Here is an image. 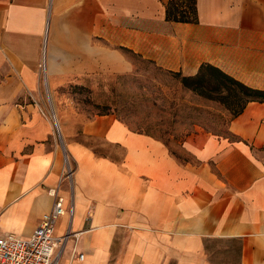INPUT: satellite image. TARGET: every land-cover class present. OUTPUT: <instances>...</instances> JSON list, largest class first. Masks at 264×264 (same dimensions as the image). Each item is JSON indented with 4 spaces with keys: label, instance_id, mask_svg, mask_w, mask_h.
<instances>
[{
    "label": "crops",
    "instance_id": "crops-1",
    "mask_svg": "<svg viewBox=\"0 0 264 264\" xmlns=\"http://www.w3.org/2000/svg\"><path fill=\"white\" fill-rule=\"evenodd\" d=\"M168 1L0 0V234L30 237L56 188L58 264H264V102L226 134L167 139L108 115L71 130L62 116L56 138L47 85L127 73L130 54L264 90V0H195L193 22L166 20Z\"/></svg>",
    "mask_w": 264,
    "mask_h": 264
},
{
    "label": "rangeland",
    "instance_id": "rangeland-1",
    "mask_svg": "<svg viewBox=\"0 0 264 264\" xmlns=\"http://www.w3.org/2000/svg\"><path fill=\"white\" fill-rule=\"evenodd\" d=\"M174 6L183 14L192 10L193 3L174 0ZM129 56L134 67L127 73L101 72L82 80L76 76L57 79L54 90L47 85L43 100L59 142L63 140L62 116L71 130L96 116L108 115L128 122L134 129L167 139L171 135L179 139L194 131L227 133L230 113L224 106L182 90L174 72L164 71L139 55ZM43 81L46 84L45 76ZM92 145L108 150L101 144Z\"/></svg>",
    "mask_w": 264,
    "mask_h": 264
},
{
    "label": "built area",
    "instance_id": "built-area-1",
    "mask_svg": "<svg viewBox=\"0 0 264 264\" xmlns=\"http://www.w3.org/2000/svg\"><path fill=\"white\" fill-rule=\"evenodd\" d=\"M44 68V67H43ZM64 180L72 181L73 169L68 162L64 168ZM54 198L52 208L39 220L34 232L28 238L14 233L0 234V264H58L63 245L68 234L54 235V228L59 217L66 214L64 198L57 194V189H49ZM72 214V207L68 210ZM79 260L83 254H77Z\"/></svg>",
    "mask_w": 264,
    "mask_h": 264
},
{
    "label": "trees",
    "instance_id": "trees-1",
    "mask_svg": "<svg viewBox=\"0 0 264 264\" xmlns=\"http://www.w3.org/2000/svg\"><path fill=\"white\" fill-rule=\"evenodd\" d=\"M191 1L192 10L180 14L174 6V0H169L165 9V19L176 22L195 21L196 2ZM174 75L182 86L193 93L220 103L232 117L239 115L249 102H264V90L249 87L209 63L201 64L198 72L192 76H184L179 72H174Z\"/></svg>",
    "mask_w": 264,
    "mask_h": 264
},
{
    "label": "bare ground",
    "instance_id": "bare-ground-1",
    "mask_svg": "<svg viewBox=\"0 0 264 264\" xmlns=\"http://www.w3.org/2000/svg\"><path fill=\"white\" fill-rule=\"evenodd\" d=\"M65 244V243H64Z\"/></svg>",
    "mask_w": 264,
    "mask_h": 264
}]
</instances>
